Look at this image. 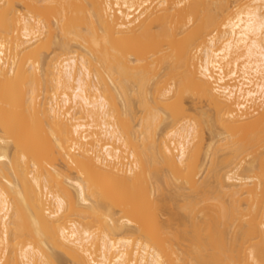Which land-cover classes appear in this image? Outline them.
<instances>
[{"label": "bare ground", "instance_id": "1", "mask_svg": "<svg viewBox=\"0 0 264 264\" xmlns=\"http://www.w3.org/2000/svg\"><path fill=\"white\" fill-rule=\"evenodd\" d=\"M54 1L0 0V264H264V0ZM186 96L216 125L201 163ZM215 122L247 125L227 156Z\"/></svg>", "mask_w": 264, "mask_h": 264}, {"label": "rangeland", "instance_id": "2", "mask_svg": "<svg viewBox=\"0 0 264 264\" xmlns=\"http://www.w3.org/2000/svg\"><path fill=\"white\" fill-rule=\"evenodd\" d=\"M54 1V0H53ZM73 1V0H72ZM76 2H77V0H75ZM54 2H57V1H54ZM54 2H52V4L53 5H55L54 7H51L50 6V9H49V16H51L50 14H51V12H52V16H51V22L55 25V22H56V15H57V12H58V10H57V12H54V11H56V9H58L57 7H59L60 8V5L59 4H57V3H55L54 4ZM65 2V3H64ZM63 2V7H65V9H67V11H68V9H70V7L72 8L71 9V13H73L74 11H73V6L71 5V4H68L67 5V2L68 1H64ZM232 5L233 4H231V6L230 7H232ZM234 7H232V9L230 8V10H231V12L233 13V12H235L239 7L237 6V5H233ZM236 6L238 7V8H236ZM17 7L21 10V11H23L24 10V8H23V6L22 5H20V4H17ZM69 7V8H68ZM53 10V11H52ZM70 11V10H69ZM230 12V13H231ZM54 13H56V15L54 14ZM70 13V12H69ZM74 14V13H73ZM72 15V14H71ZM54 27V26H53ZM56 29V26L54 27V30ZM58 30V29H57ZM57 32V31H56ZM55 32V33H56ZM58 32L60 33V31L58 30ZM47 33V32H46ZM46 33H43L40 37H41V39L35 44V47L37 46V48L43 53V55L47 58V59H49L50 57H52L56 52H58V49H60V48H58V46L56 45V43H54V41L57 39V37H56V39H55V37H54V41H52V42H50L49 41V37H48V35L46 34ZM59 33H57V34H55L54 36H59L60 37V35H59ZM58 37V38H59ZM62 38V37H61ZM60 39V38H59ZM58 40V39H57ZM61 40V39H60ZM77 40V39H76ZM75 41V40H74ZM56 42V41H55ZM71 45H70V47H69V49L71 48V46H72V44H73V50H75L74 51V53L76 52V53H78L79 51H80V49H79V47H77V41L76 42H71L70 43ZM79 49V50H78ZM72 49L71 50H69V51H73ZM62 52V51H61ZM59 53V52H58ZM73 53V52H72ZM73 53V54H74ZM60 54V53H59ZM196 55H197V53H196ZM198 56H199V54H198ZM228 69V68H227ZM226 69V70H227ZM187 98H186V100L184 101L183 100V103L185 102L186 103V105H184L183 104V106L185 107V109H186V107L188 108V109H186V110H189V112H185V113H187V116H191L192 117V120H193V122H196V123H200L199 124V128H200V132L198 131V135H197V139L195 138V142H196V145H197V143L199 144L198 146H197V150L199 149V151H200V155H199V160H201L200 161V163L201 162H203V160H204V152L208 149L207 147H208V145L210 144V143H212V141H213V139H212V136H214L215 134H216V132H214L215 131V126H213V128H214V131H212V134H211V132H210V128H208L207 126V124H205L204 122H202L201 123V121H203V118H202V116H201V113L202 112H206V111H210L211 110V108L209 107V104L207 103V102H204V101H196L195 99H192V98H190V96L188 97V96H186ZM191 99V100H190ZM194 101V102H193ZM119 102V100H117V103ZM132 102L134 103H132L133 105H134V109L136 110V115L135 116H137L136 118V123H138L139 122V120H140V117L143 115V113L142 112H144V111H142V107H140V105H139V103H138V101L137 100H135V98L133 99V97H132ZM197 102V103H196ZM194 103H196V104H194ZM119 105V104H118ZM155 106V104L154 103H152V106ZM180 105H182V104H180ZM119 107L121 108V105H119ZM185 110V111H186ZM213 112V111H212ZM190 114V115H189ZM256 116L257 115H254L250 120H251V123L254 121V119L256 118ZM190 117V118H191ZM189 118V117H188ZM169 119H167V121H168ZM167 121H165V122H167ZM164 122V123H165ZM135 122H133V125L135 126V127H137L136 128V130H140V128L138 127L139 125V123L138 124H134ZM168 123H170V122H168ZM216 123V122H215ZM215 123H213V125L215 124ZM167 123H165V125H166ZM216 124H218V123H216ZM136 125H138V126H136ZM232 127H228V126H222V125H217V127H216V131H217V133H219V139H224V141H220L218 138H217V136L218 135H216V140L215 141H217V140H219V142L220 143H218V146H219V149L218 148H215V150H216V152H218V155H220V156H222V155H224V156H227L229 153H228V151H230V145H231V141L233 140V138H232V134L234 133V131L236 130H242V129H244L245 128V126H247V125H244L243 123H236V124H233V125H231ZM161 128L162 129H164L165 130V128L166 129H168L169 128V125H168V128H167V126H165V128H164V124H162L161 126H160V128H158V131H160L161 130ZM160 129V130H159ZM170 129L171 128H169L167 131H170ZM162 131L163 130H161V132L160 133H162ZM166 131V130H165ZM165 131H163V133L165 132ZM166 131V132H167ZM214 133V134H213ZM158 135H161V134H159V132L157 133ZM221 134V135H220ZM164 135V134H163ZM163 135H161L162 137H163ZM159 137V136H158ZM140 140V139H139ZM137 141V139H136V142H137V145H139L138 143H142V142H140V141ZM149 141V140H148ZM147 144L149 145V142H147ZM216 144H217V142H216ZM216 144H214L215 146H216ZM230 144V145H229ZM142 145V144H141ZM140 146V145H139ZM150 147V146H149ZM199 147H201V148H199ZM217 147V146H216ZM228 147H229V149H228ZM141 148H142V146H141ZM140 148V149H141ZM202 151H201V150ZM149 151V150H148ZM147 151V152H148ZM152 151V154L153 153H155V152H153L154 150H151ZM151 151H149V154L151 153ZM148 154V153H147ZM225 154H227V155H225ZM201 156V157H200ZM219 156V157H220ZM152 157V156H151ZM223 157V156H222ZM149 158V157H148ZM247 160H248V158H246ZM206 167V166H205ZM204 167V168H205ZM241 171V170H240ZM206 174V170H204V172H203V175L202 176H204ZM178 185V184H177ZM174 186H176L175 184H174ZM174 186L172 187V185H169V186H167V185H164L163 186V189H164V193H163V195L161 196V201H163V198H164V200L165 201H163V204L167 201V203H165V205H167L168 204V202L169 203H171V204H168V206L167 207H169V208H171V211L169 210V208L167 209H165L164 210V212L163 213H160V214H158V219L160 220V221H162V223H166L165 221L168 219V218H172V217H174V216H176V215H178L179 217H178V221L180 222V223H178L177 225H175V226H178V227H176L177 229H175L174 231H173V233H175V231H176V233L177 232H183L184 234L185 233H187V235H189L190 233H191V235H193V237H194V234H193V225H194V221H192V220H194V219H196L197 217H198V223H197V237L196 238H198V240H197V242L199 243V247H200V257L202 258V255H203V252H202V249H203V240H204V234H203V227H204V225H203V220L201 221V219H203V218H201L202 216V213H199L198 211L195 213L196 214V217H192L193 216V214H190V212H184V210H183V212H179V207L178 206H180V208H181V206H182V204L183 203H181L182 202V200H184V198L183 197H181V194L180 193H178V195H179V197L178 196H176V190L175 189H177V186L175 187V189H174ZM165 187V188H164ZM170 187H171V189H170ZM170 189V192H168L169 191V189ZM173 190V191H172ZM165 191H167V192H165ZM178 191V190H177ZM174 194H173V193ZM167 193H169V195L167 194V196H166V194ZM147 194V196L146 197H144L142 194H141V196H139L135 201H141V203H142V201L144 202V200L146 201L147 199H149L150 198V200H151V197H149L148 198V192L146 193ZM171 194V195H170ZM173 194V195H172ZM165 195V196H164ZM150 196V195H149ZM164 196V197H163ZM171 197V198H170ZM175 197V198H174ZM147 198V199H146ZM170 200V201H168V199ZM172 198H173V200H172ZM180 198H183V199H180ZM167 199V200H166ZM177 199H179V200H177ZM176 200V201H175ZM138 202V203H139ZM175 202H176V204H175ZM178 203V204H177ZM174 204V205H173ZM180 204V205H179ZM169 205H171V206H169ZM176 206V207H175ZM165 207V206H164ZM178 208V209H177ZM173 210H176L175 212H174V214H173ZM115 211L118 213V214H116V217H118V216H120L121 214L119 213V210L118 209H115ZM177 211L179 212V213H177ZM180 211H181V209H180ZM186 211V210H185ZM188 211V210H187ZM192 212H193V210H191ZM195 211V210H194ZM177 213V214H176ZM155 214H150L148 217H147V219H146V225L147 226H149L150 224H151V222L153 221V219H155L156 217L154 216ZM174 215V216H173ZM181 219V221H180V219ZM174 220H176V222H178L177 221V218L176 219H174ZM197 221V220H196ZM175 222V221H174ZM176 224V223H175ZM187 230V231H186ZM191 230H193L192 232H189V231H191ZM133 232V231H132ZM132 232H129L128 234H126V236H132V238H136L138 235L136 234V232H134V234L132 235ZM183 234V235H184ZM190 235V236H191ZM190 236H187V238H189ZM115 237V236H114ZM191 238V237H190ZM189 238V239H190ZM195 240V239H194ZM190 241H192L191 239H190ZM202 260V259H201ZM190 264V263H189ZM201 264H202V261H201Z\"/></svg>", "mask_w": 264, "mask_h": 264}]
</instances>
